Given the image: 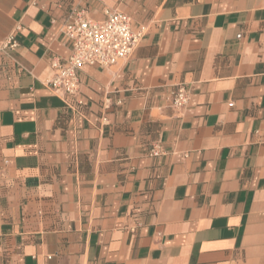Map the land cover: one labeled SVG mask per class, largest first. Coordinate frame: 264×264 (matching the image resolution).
I'll return each instance as SVG.
<instances>
[{"label":"crops","instance_id":"1","mask_svg":"<svg viewBox=\"0 0 264 264\" xmlns=\"http://www.w3.org/2000/svg\"><path fill=\"white\" fill-rule=\"evenodd\" d=\"M77 9L145 28L127 60L79 69L83 107L47 85ZM14 32L0 264H264V0H0V44Z\"/></svg>","mask_w":264,"mask_h":264},{"label":"built area","instance_id":"2","mask_svg":"<svg viewBox=\"0 0 264 264\" xmlns=\"http://www.w3.org/2000/svg\"><path fill=\"white\" fill-rule=\"evenodd\" d=\"M62 33L70 44L71 52L67 58L53 60L54 76L47 85L66 102L74 100L78 106L83 107L85 104L81 98L79 69L85 65L109 68L127 60L144 37L145 28L134 31L132 17L116 9L107 10L101 21L92 20L86 9H77L66 19ZM18 45L17 34L14 32L6 42L0 44V53L14 50ZM171 101L177 110H185L191 101V90L185 85L176 86L171 92ZM117 104L122 102L118 101ZM111 107V99L107 98L103 108L109 110ZM165 152L160 144H155L149 150V155L159 157Z\"/></svg>","mask_w":264,"mask_h":264}]
</instances>
